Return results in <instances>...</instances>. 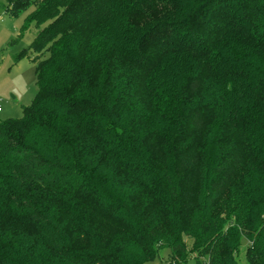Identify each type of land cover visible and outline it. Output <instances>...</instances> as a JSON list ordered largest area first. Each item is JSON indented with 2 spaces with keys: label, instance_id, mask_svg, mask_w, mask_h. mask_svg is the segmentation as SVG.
<instances>
[{
  "label": "trees",
  "instance_id": "1",
  "mask_svg": "<svg viewBox=\"0 0 264 264\" xmlns=\"http://www.w3.org/2000/svg\"><path fill=\"white\" fill-rule=\"evenodd\" d=\"M3 1L38 93L0 122V264H264V0Z\"/></svg>",
  "mask_w": 264,
  "mask_h": 264
},
{
  "label": "rangeland",
  "instance_id": "2",
  "mask_svg": "<svg viewBox=\"0 0 264 264\" xmlns=\"http://www.w3.org/2000/svg\"><path fill=\"white\" fill-rule=\"evenodd\" d=\"M3 4L4 1L0 0V122L20 119L23 109L33 104L38 93L36 65L32 62L34 53L30 52L27 57L16 62L17 56L30 47L38 33L35 27H31L20 38L24 21L33 7L13 16L3 10ZM245 254L246 242H243L238 256L242 264H248ZM147 264H171L170 251L161 250L159 257ZM187 264H196L192 254Z\"/></svg>",
  "mask_w": 264,
  "mask_h": 264
},
{
  "label": "built area",
  "instance_id": "3",
  "mask_svg": "<svg viewBox=\"0 0 264 264\" xmlns=\"http://www.w3.org/2000/svg\"><path fill=\"white\" fill-rule=\"evenodd\" d=\"M0 112H1V108H0Z\"/></svg>",
  "mask_w": 264,
  "mask_h": 264
}]
</instances>
